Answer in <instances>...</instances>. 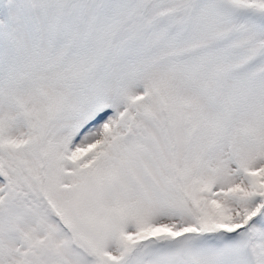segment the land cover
<instances>
[{"label":"snow or ice","instance_id":"obj_1","mask_svg":"<svg viewBox=\"0 0 264 264\" xmlns=\"http://www.w3.org/2000/svg\"><path fill=\"white\" fill-rule=\"evenodd\" d=\"M0 264H264V0H0Z\"/></svg>","mask_w":264,"mask_h":264}]
</instances>
